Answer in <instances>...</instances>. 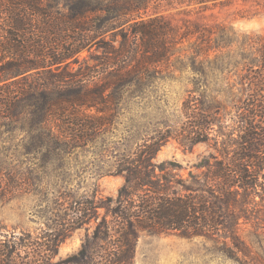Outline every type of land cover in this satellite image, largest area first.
<instances>
[{"label": "trees", "instance_id": "16d2710c", "mask_svg": "<svg viewBox=\"0 0 264 264\" xmlns=\"http://www.w3.org/2000/svg\"><path fill=\"white\" fill-rule=\"evenodd\" d=\"M65 1L61 9L49 0L0 1L9 27L8 45L0 43V129L25 132L29 153L59 150L67 158L107 133L111 111L144 96L167 69L193 72L185 120L145 131L137 151L118 160L111 175L124 182L115 198L98 188L89 199L72 197L70 212L40 237L0 229V264H133L142 233L202 237L264 260V34L145 16L164 1L190 16L231 0ZM96 49L103 54L94 59ZM170 139L209 152L190 167L154 162ZM92 222L80 250L54 261L60 245Z\"/></svg>", "mask_w": 264, "mask_h": 264}, {"label": "rangeland", "instance_id": "374dc122", "mask_svg": "<svg viewBox=\"0 0 264 264\" xmlns=\"http://www.w3.org/2000/svg\"><path fill=\"white\" fill-rule=\"evenodd\" d=\"M90 1L103 5L115 2L119 5L125 0ZM131 1L135 3L139 0ZM49 2L58 9L66 3L65 0ZM156 15H162L176 25L190 18L208 25L233 27L238 33L264 34V0H231L203 12L196 11L190 16H186L179 6L164 1L156 8L150 7L145 13V16ZM6 25L4 16L0 14V43L3 45H8L5 37L9 27ZM1 49L0 46V57L4 54ZM102 54L101 49H96L94 59ZM192 73L190 69L183 75L173 73L171 69L162 72L166 76L165 80L146 88L144 96L133 98L117 111H111V125L107 133L67 158L59 150L47 153V158L43 154L29 153L25 147L28 142L25 132L1 128L0 229L7 233L28 232L40 237L62 222L61 217L70 212L72 197L86 196L89 199L98 188L99 193L105 197L115 198L124 182L121 176L111 175L116 170L118 160L137 151L145 131L161 129L164 132L169 127L173 129L175 121L184 122L182 101L186 81L192 77ZM181 76L182 81L176 80ZM208 152L206 144H198L192 151H185L176 140L170 139L161 147L154 162L176 160L190 167ZM94 226L92 222L73 232L60 245L54 261L77 253ZM60 229V233L67 231L65 227ZM244 236L248 242L253 241V251H261L254 236L248 235V231L244 232ZM262 247L264 251V241ZM258 259L256 255H251L249 260L241 258L202 237L188 238L178 233H142L137 242L133 264H264V260Z\"/></svg>", "mask_w": 264, "mask_h": 264}]
</instances>
